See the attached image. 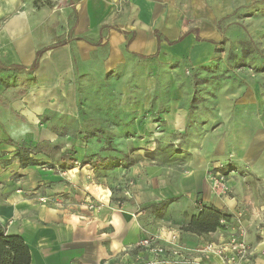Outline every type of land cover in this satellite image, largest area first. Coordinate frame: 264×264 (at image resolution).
<instances>
[{
    "label": "rangeland",
    "instance_id": "rangeland-1",
    "mask_svg": "<svg viewBox=\"0 0 264 264\" xmlns=\"http://www.w3.org/2000/svg\"><path fill=\"white\" fill-rule=\"evenodd\" d=\"M193 2L194 11L212 19L215 33L199 30L204 15L196 18L191 0H177L175 14L167 21L178 23L180 33L197 35L199 46L191 53L165 64L160 55L127 52L129 65L111 70L103 66L106 43L85 59L79 57L76 39L94 44L101 36H74L73 5L65 13L69 5L63 0L35 2L44 12L38 29L49 38L38 48H52L44 55L64 45L69 51L41 81L37 71L15 66L0 52V173L9 174L6 179L0 176V183L22 189L25 174H38L40 180L31 187L37 190L49 183L47 175L69 181L74 166L86 165L97 184L123 201L126 191L149 184L151 169L164 167L174 182L201 155L209 165L210 191L219 197L238 196L246 204L259 181L238 157L247 143L255 142V164L264 171V0ZM2 23L0 14V27ZM169 74L184 92L179 101L168 97ZM240 138H246V145ZM36 144L34 152L28 151ZM71 150L75 161L68 163L63 153ZM88 160L93 164H83ZM217 172L224 175V194L211 187ZM195 204L201 205L198 200ZM187 207L184 203L183 209ZM170 209V220L182 223L181 229V210Z\"/></svg>",
    "mask_w": 264,
    "mask_h": 264
},
{
    "label": "crops",
    "instance_id": "crops-1",
    "mask_svg": "<svg viewBox=\"0 0 264 264\" xmlns=\"http://www.w3.org/2000/svg\"><path fill=\"white\" fill-rule=\"evenodd\" d=\"M37 1L0 0V14L3 17L0 52L10 63L29 67L35 60L37 50L43 49L38 66L34 69L41 81L49 72L55 71L59 60H66L69 49L64 45L44 55L46 50L52 48H38L44 46L47 41L44 39L49 38L40 34L38 29L44 12L34 6ZM63 1L69 5L65 13L71 10V5L74 6L75 37L84 36L92 40L94 36H101L94 44L76 39L79 57L85 59L100 44L106 43L108 49L103 66L107 70L127 67V52L143 56L160 55L161 61L167 64L168 60L185 57L199 46L200 39L195 33H180L178 23L167 22L175 14L177 0ZM193 3L191 0L196 18L204 15L199 30L215 33L212 19L206 20V15L198 12V9L194 11ZM156 35H159V41ZM171 40L175 42L169 43ZM168 76L167 83L171 88L167 92L169 99H181L184 92L180 90L182 88L177 79L172 74ZM146 80L149 82L151 78L146 77ZM180 116L182 121L183 116ZM168 117L169 114L166 115ZM240 139L246 145V138ZM252 143H247L238 156L256 172L259 180L255 195L244 205L238 196L219 197L210 191L207 158L199 155L201 160H196L191 168L180 171L174 182L169 180L164 167L151 169L149 184L146 187L136 185L137 189L126 191L127 197L123 201L113 199L114 195L107 186L97 184L86 165L74 166L66 178L69 181L60 182V177L54 173L47 175L49 183L37 190L31 187L41 177L27 173L22 178V189L12 183H0V223L7 234L22 237L30 250V264H144L149 260L158 261L156 264H193L190 259L201 260V264H225L216 255L200 256L194 248L205 241L227 240L231 233L237 231L235 227L238 222L245 229L244 238L253 252L249 264H264V171L260 172L259 165L255 164L256 147L255 142ZM216 152L215 157H220ZM0 176L6 179L9 174L0 173ZM192 199L194 201L191 203ZM163 200L170 202L164 210L157 212L149 207L151 203ZM197 200L202 205L214 206L230 214L231 225L204 236L182 232V223L176 224L170 220V208L180 209L183 215L184 212L189 213L185 219L179 214L187 222L198 213ZM184 203L188 204L189 209H183ZM239 210L245 213L242 215V212H237ZM169 231H176L180 235L181 249L178 255L168 252L154 255L137 246L142 237L153 233L161 236L160 244L168 245L166 238Z\"/></svg>",
    "mask_w": 264,
    "mask_h": 264
},
{
    "label": "trees",
    "instance_id": "trees-1",
    "mask_svg": "<svg viewBox=\"0 0 264 264\" xmlns=\"http://www.w3.org/2000/svg\"><path fill=\"white\" fill-rule=\"evenodd\" d=\"M157 40L159 41L158 37ZM42 52L43 49L37 50L35 60L29 67L22 65L15 66L24 67L29 70L36 69L38 66V59L40 58ZM20 147L21 149L24 148V146L21 145ZM37 147L38 145L36 144L32 147H28L27 149L32 153V151L34 152ZM24 149L26 150V148ZM19 152L20 150L16 152V155H19ZM72 154V150L63 153V156L66 157L68 163H73L75 161ZM91 163L93 164L92 161L88 160L83 164ZM164 203H166L165 200L160 201L159 203H151L149 207L154 209L155 207L162 206ZM230 220V214L214 206L201 204L198 209V213L192 215L190 219L182 225L181 229L197 236H204L216 230H225L230 223ZM30 258V250L24 243L22 237L16 234H7L4 227L0 223V264H30Z\"/></svg>",
    "mask_w": 264,
    "mask_h": 264
},
{
    "label": "built area",
    "instance_id": "built-area-1",
    "mask_svg": "<svg viewBox=\"0 0 264 264\" xmlns=\"http://www.w3.org/2000/svg\"><path fill=\"white\" fill-rule=\"evenodd\" d=\"M211 181L212 188L217 189L221 194L226 193L227 186L225 185L223 174L220 172L213 174V176H211ZM226 228H228V226ZM235 229L237 231L231 233L225 241H205L197 244L195 246V252H197L200 256L216 255L220 257L225 264H249L250 257L253 252L244 238L245 229L240 226H236ZM160 239L161 236L158 233H153L152 235L142 237L137 242V246L154 255L166 252L173 255L179 254L181 246L179 243V234L176 231H169L168 238H166L168 245L160 244ZM189 261L193 264H197L198 262L200 263V260L195 261V259H191ZM157 262L149 260L144 264H156Z\"/></svg>",
    "mask_w": 264,
    "mask_h": 264
}]
</instances>
